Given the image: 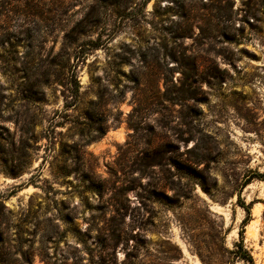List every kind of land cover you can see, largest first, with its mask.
<instances>
[{
  "label": "rangeland",
  "instance_id": "obj_1",
  "mask_svg": "<svg viewBox=\"0 0 264 264\" xmlns=\"http://www.w3.org/2000/svg\"><path fill=\"white\" fill-rule=\"evenodd\" d=\"M252 173L264 0H0V264H264Z\"/></svg>",
  "mask_w": 264,
  "mask_h": 264
},
{
  "label": "trees",
  "instance_id": "obj_2",
  "mask_svg": "<svg viewBox=\"0 0 264 264\" xmlns=\"http://www.w3.org/2000/svg\"><path fill=\"white\" fill-rule=\"evenodd\" d=\"M77 92V90H76ZM255 178L258 179H264V173H252L250 176L242 183L241 187H245L249 183H251ZM238 202L239 205L245 209L247 216L242 221V227L239 231L240 239L235 243V248L230 250L229 253L232 255L233 259H241L246 261L247 264H254V258L252 254L247 250V248L244 245V232H245V225L250 221L251 219V208H252V202L251 203H245V201L241 200V192L238 193Z\"/></svg>",
  "mask_w": 264,
  "mask_h": 264
}]
</instances>
